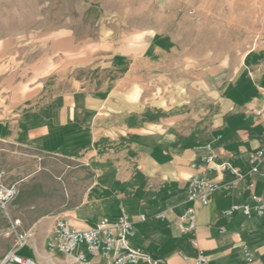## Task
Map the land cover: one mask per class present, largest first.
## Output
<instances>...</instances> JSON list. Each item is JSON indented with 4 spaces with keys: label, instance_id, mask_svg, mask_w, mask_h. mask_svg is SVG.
<instances>
[{
    "label": "crops",
    "instance_id": "obj_1",
    "mask_svg": "<svg viewBox=\"0 0 264 264\" xmlns=\"http://www.w3.org/2000/svg\"><path fill=\"white\" fill-rule=\"evenodd\" d=\"M263 41L244 54L206 111L184 113L171 106L147 117L145 109L95 97L90 88L59 86L42 111L0 120L1 182L18 188L9 203L11 232L15 237L32 234L27 244L8 253L35 264H66L68 256L47 247L58 219L87 229L124 208L135 226L132 244L161 264H194L199 251L210 264H264V215L222 214L232 204L249 201L252 192L264 196V178L256 176L251 190L247 174L250 153L264 143ZM251 104L261 114L247 111ZM206 144L218 162L227 161L247 175L231 189L212 194L204 206L189 200L188 183L194 173L190 164L208 153L196 147ZM209 175L221 183L235 180L228 171ZM192 205L196 229L182 233L180 218ZM159 213L166 218H155ZM244 245L252 250L251 262Z\"/></svg>",
    "mask_w": 264,
    "mask_h": 264
},
{
    "label": "rangeland",
    "instance_id": "obj_2",
    "mask_svg": "<svg viewBox=\"0 0 264 264\" xmlns=\"http://www.w3.org/2000/svg\"><path fill=\"white\" fill-rule=\"evenodd\" d=\"M263 37L264 0H0V120L42 111L59 86L147 117L206 111ZM12 220L0 208V264Z\"/></svg>",
    "mask_w": 264,
    "mask_h": 264
},
{
    "label": "built area",
    "instance_id": "obj_3",
    "mask_svg": "<svg viewBox=\"0 0 264 264\" xmlns=\"http://www.w3.org/2000/svg\"><path fill=\"white\" fill-rule=\"evenodd\" d=\"M246 110L261 114V110L255 108L252 104L247 106ZM196 149H206L208 153L200 160L193 161L190 164L194 171L188 183L190 201H199L206 206L209 204L212 194L221 189H231L236 181L244 179L247 174L252 177L248 185L251 190L255 188L254 179L256 176L264 178V143L257 150L250 153L251 168L247 174L227 161L218 162V154L211 144H206L202 147L198 146ZM212 171L217 174L228 171L235 176V180L228 183L218 182L210 177L209 173ZM3 175L4 172L1 171L0 179ZM17 192L15 185L6 186L0 181V208L7 210L9 203L17 196ZM237 212L242 213L247 218H251L254 215H264V196L252 192L249 201L232 204L224 209L222 214L229 218ZM140 218L143 221L147 219L145 215H141ZM155 218L164 220L166 214L159 213ZM180 219L179 227L181 232L186 234L193 232L197 225L195 207L193 205L190 206ZM220 231L225 232L226 229L222 227ZM134 236V222L130 214L124 208H121V212L117 217H105L97 225L87 229H77L71 226L67 220L58 219L48 240L47 247L50 251H56L68 256L69 260L66 264H97L95 260L97 257L110 259V264H140L141 262L161 264L159 259L154 258L141 247H136L132 244ZM31 237V233H18L16 237L17 247L24 246ZM192 243L196 245V239H192ZM82 247L85 248L90 256L81 250ZM243 251L246 260L249 262L253 261V253L248 245L243 246ZM185 259H188V257L185 256ZM193 260L194 264H210L209 257L203 251H199ZM5 262L35 264L31 259H26L15 252L9 254Z\"/></svg>",
    "mask_w": 264,
    "mask_h": 264
}]
</instances>
